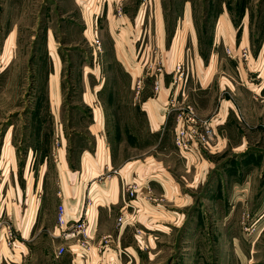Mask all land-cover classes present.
I'll use <instances>...</instances> for the list:
<instances>
[{
	"label": "rangeland",
	"instance_id": "obj_1",
	"mask_svg": "<svg viewBox=\"0 0 264 264\" xmlns=\"http://www.w3.org/2000/svg\"><path fill=\"white\" fill-rule=\"evenodd\" d=\"M82 1L89 16L96 11L93 22L78 0H0V176L18 179L24 188L28 177L37 183L46 156L50 161L42 178L38 217L45 229L43 239L30 254L24 253L38 256L21 264H74L70 256H57V243L50 235L58 204L54 156L64 147L57 136L60 126L73 167L81 147L97 145L93 133L100 129L117 161L147 152L154 156L149 158L152 164L157 158L162 170L175 178L172 193L157 186L154 198L147 200L143 231L136 233L137 227L129 226L127 237L136 255L132 264H264V105L258 121L242 120L237 130L231 129L238 136L226 137L215 147V135L200 151L205 159H186L175 143L176 133L155 131L148 104L140 100L142 87L144 96H158L161 86L156 89L155 80L161 73L175 86H189L197 66L194 52L199 45L208 62L213 46L223 47H216V39L223 36L225 21H231L230 32L238 41L244 35L246 42L249 39L250 67L263 68L264 73V0H118L113 3L115 31L119 37L128 34V39L118 41L127 49L136 47L132 77L122 71L121 60L113 63L110 54L103 57L105 46L112 50L116 41L114 26L106 19L108 0ZM122 14L129 15L132 25L121 23L127 19ZM90 27L92 36L86 33ZM49 34V49L59 65L55 52L62 57L57 118L51 104L49 112L44 98L38 99L42 91L48 94L53 66L47 54ZM222 52L228 55L224 47ZM55 84L53 76L52 99ZM93 107L100 115L96 120ZM125 220L120 215L117 228ZM67 245L64 255L74 251V245Z\"/></svg>",
	"mask_w": 264,
	"mask_h": 264
},
{
	"label": "crops",
	"instance_id": "obj_2",
	"mask_svg": "<svg viewBox=\"0 0 264 264\" xmlns=\"http://www.w3.org/2000/svg\"><path fill=\"white\" fill-rule=\"evenodd\" d=\"M91 2L93 3L94 1ZM107 2L109 5L106 19L111 20L114 26L112 37L116 41L114 42L112 50L110 46H105L103 57H108L110 54L113 63H120L119 61L121 60L124 64L123 68H121L122 71L132 77L131 70L134 69L135 71L136 66L133 64L134 57L132 56V50H135L136 47L131 48V45H128V48H130L127 49L126 43L124 47L120 46L118 40L121 38H123V40L128 39V34L124 32V35L119 37L115 31V23H117L118 20H114L116 5L114 6L113 3L117 4L118 0H108ZM78 3L80 5L83 4L84 16L86 15L87 20L89 19V21L93 22L96 11L89 16L86 9L88 7L85 6L83 1L78 0ZM97 8H99L98 5ZM121 16L127 18L121 19L122 24L132 25L129 15L126 14L125 16L122 14ZM225 22L223 23V36L220 35L221 37L216 39V47L218 48L222 43L224 49L240 46L249 47L252 52L249 39H247L248 41L246 42V37L244 35L243 38L238 41L236 34L233 31L230 32L231 21L230 24L228 21ZM86 33L92 36L93 29L90 27ZM51 35L52 34H49L47 36V54L50 56L49 60H53L52 70L48 75L47 81L48 94L45 95V92L42 91V95L38 96V99L41 96L42 99L44 98L43 102L47 103L49 112L51 111L49 104H51V108H53L54 112L51 114L55 116V114H59L60 107V97H58L57 93L60 90L61 83H58L57 79H59L62 57L55 52L57 57L60 58L59 65L58 59L53 56L52 51L49 49L51 39L49 36ZM183 42L184 40L181 39L180 44L182 45ZM222 48L216 50L213 46L208 55V62H205V56L198 45L196 52H194L197 58H195L197 66H195L196 70L193 71L192 82L189 86L187 85L188 87L181 85L175 86V82H169V80H167L168 75L162 73L158 76L161 80V92H159L157 97L153 98V95L149 96L148 94L144 96L145 89L142 87L141 93L143 96L140 100L148 104V118L155 131L162 132L163 135L167 131L176 133L177 126L182 122L179 114L186 111L187 107H191L198 117L201 119H209L212 122L215 132L214 137L216 135L215 145L212 146L218 147L224 142L226 137L238 136L237 133L232 132V130L236 125L243 124L242 120L251 122L260 119V116L263 114L260 105H264L263 68H257V70L252 69L251 71L249 68L245 67L242 58H232L224 54ZM107 50H111V52ZM262 50L261 53L264 54V45ZM53 76L56 80L54 95L57 97L54 99L51 97V80ZM101 85L105 86L104 84H98V87ZM43 86L44 88L47 87L45 85ZM145 88H148V84H146ZM172 90H174V92H172ZM261 94L263 96H261ZM89 104L92 105L91 103ZM97 111L98 108L93 107L95 120L100 117ZM33 115L36 116V114L32 113L31 116ZM49 116L51 115L49 114L48 117ZM55 118L57 117L55 116ZM99 124L101 126V118L99 119ZM60 128L61 131L57 136L62 141V145L65 148L61 146L58 154L54 156L55 158L57 156V159L54 160V167L58 170L56 183L58 204L55 208L56 223L57 211L61 203L65 205L70 215H74V213L80 215L89 191L95 193L94 196L97 197V200L89 208V221L92 223V231L90 233L91 248L80 250L76 245L74 251H72L70 255L66 254L58 257L70 256L74 264H132L136 260V255L133 242L127 237V235H130V231H132V228L129 226H131V224L136 226V233L139 229L143 231L140 224L145 227L147 226L144 223L146 215L142 214L146 213L143 207L148 203L147 200L154 198V191L157 186H162L168 193H172L171 191L175 188L171 184L175 178L170 171L162 170L164 166L159 164L160 162L157 161V158L156 162L152 164L153 158H149L154 156H148L147 152H145L144 155L141 154L125 159L123 162L117 161L116 154L113 153L114 151L111 152L109 146L107 147L100 129H96V132L93 133L96 135L97 139H95V144L97 143V145L91 147L92 149L90 147H81L80 158L77 159V163L73 167V163L67 155V139L65 137L64 127L60 126ZM202 150L203 149H201V151ZM179 153L186 159H190V156L195 159H202L203 157V153H198L197 151L193 155H186L181 150H179ZM46 157L42 166L43 171H41L40 178L38 176L36 184L33 182L30 183L28 177L26 179L27 185L24 186V188L23 186L20 188L18 179L14 180L13 177H11V180H9L8 177L2 178L0 176V220L7 215H11L17 225L19 237L26 242V249L24 251H7L5 258L0 259V264L23 263L31 256H26L24 253L30 254L35 243L43 239V232L45 229L43 224H40L38 217H40V204L44 188V184L42 185V178L44 170L48 169V166H50L49 156ZM206 161L208 160L206 159ZM106 165L109 168L120 169L129 181L138 184V196L140 199L138 205L141 211L138 210L132 213L130 209L124 207L123 188L118 177H113L111 179L100 178L97 180V177L105 171ZM149 184L152 187V193H148L147 186ZM40 185H42V190L39 188ZM24 191H26V198ZM31 191L32 193L30 194ZM24 205H26L25 210L21 211V207L23 208ZM120 215L126 216V220L123 222V227L117 228V218ZM125 224L127 225L125 226ZM55 232L56 226L50 231V235L52 236V233ZM117 236L120 239H118V242ZM52 239L57 243V247L62 243L60 239H56L53 236ZM70 245L74 244L70 243ZM124 249L130 252L132 255L131 258L122 252ZM37 256L31 257L36 258Z\"/></svg>",
	"mask_w": 264,
	"mask_h": 264
},
{
	"label": "built area",
	"instance_id": "obj_3",
	"mask_svg": "<svg viewBox=\"0 0 264 264\" xmlns=\"http://www.w3.org/2000/svg\"><path fill=\"white\" fill-rule=\"evenodd\" d=\"M226 53L232 58H242V61L247 62L248 68L257 70L251 66L252 52L249 47H228ZM180 65L179 68L180 69ZM156 89L160 88V79L155 80ZM261 96H263L261 94ZM264 98V97H263ZM180 117L182 122L176 129L175 143L179 149L185 154H194L196 151L199 153L201 149L209 147L214 138V127L209 119H201L196 115V112L191 107L181 112ZM59 151V150H58ZM118 177L121 181L123 188V202L124 207L130 209L132 213L137 212L139 207L138 184L131 182L127 179L125 174L118 168H109L107 165L105 171L97 177V180L111 179ZM148 193H152V187L147 186ZM95 193L89 191L85 199V205L80 212V215L74 213L70 215L67 208L63 203L58 207L56 232L52 236L62 241L58 245L56 254L57 256L64 255L69 249L68 243H73L79 249L87 250L91 248L90 233L92 231V223L89 221V208L95 203L97 197ZM142 231L139 229L137 231ZM26 248L25 240L21 239L18 235L17 225L12 219L11 215H7L0 220V259L5 258L7 251H24ZM122 252L128 257H132L126 249Z\"/></svg>",
	"mask_w": 264,
	"mask_h": 264
}]
</instances>
